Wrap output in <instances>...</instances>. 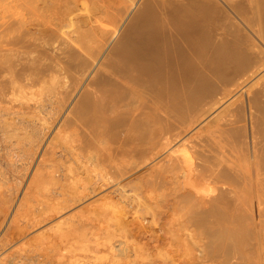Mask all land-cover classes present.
<instances>
[{
  "label": "bare ground",
  "instance_id": "6f19581e",
  "mask_svg": "<svg viewBox=\"0 0 264 264\" xmlns=\"http://www.w3.org/2000/svg\"><path fill=\"white\" fill-rule=\"evenodd\" d=\"M246 4L247 9L244 10L239 0H0V153L6 155V160H2L0 156L1 187L6 184L8 186L11 181L2 169V161L5 166L14 168H18V163L20 166L27 165V160L40 144L45 130L49 128L46 127L47 124L51 125L53 116L66 104L71 94L68 90L81 89V93L64 117L72 116L77 128L97 133L94 138L96 145L104 143L101 134L114 133L117 128L124 126L129 132L124 151L131 159H135L133 165L138 166L142 159L146 160L153 155L156 122L154 119L159 121L160 118L166 122V119L174 118L177 121L187 116L185 113H188L186 111L190 106H194L201 99V102H204L205 95L212 92L210 95L213 96H209L215 98L214 85L218 82L224 84L230 80V84L232 83L230 70L232 74L233 68H242L247 72L256 62L255 57L253 63L251 55L248 56L252 60L249 64V58L246 56L248 51L244 52L246 55L239 52V42L243 37L244 40L247 37L239 33L251 32V35L256 34L261 43H264V32L261 34V28H264V0H247ZM136 5L137 8L134 9ZM133 9L135 11H132ZM240 10L248 14L251 12L252 17L255 15V21L252 22H255L256 28H253V23H247L246 14L241 15ZM130 12L133 14L128 19ZM238 26L242 28L239 29ZM256 46L258 48L261 44ZM259 50L261 53L264 51ZM258 54L260 53H257V58ZM249 65L251 66L248 67ZM254 69L253 72H247L248 75L255 76ZM244 71L241 74L239 72L240 77L238 75V80L242 79L239 80L241 83L245 80L243 76L247 74L243 73ZM225 73L229 74V78L223 75ZM236 75L234 74L235 77ZM245 77L248 79V76ZM238 80L236 78L233 82ZM239 81L236 82L237 88L241 85ZM223 84L225 89L230 86L228 83ZM251 85L254 87L255 84ZM218 86L217 89L222 91V86ZM250 87L249 85L248 88ZM250 89L247 90L250 92ZM231 90L230 88L229 91ZM260 91L264 90H259L250 97L251 93L246 99L249 122L242 116L245 120L241 122L245 121L244 124L231 130L234 141L229 142L231 149H227L228 152L223 148L228 145L219 141L216 131L215 135L212 132L211 134L217 137V147L212 146L215 141L210 144V141L214 140L213 136L212 139L206 138L209 142L203 140V145L199 141V145L193 144H197L196 147L190 146L193 150L201 145L197 148L198 151H187L189 166L193 162L202 161L200 169L203 168V173H198L200 169H197V163H194L193 167L197 164L195 172L203 175L201 179H205L209 193L205 208L201 207L203 202L188 203L189 220L211 240L221 242L220 247L216 246L215 250L221 248V253L229 260L239 259L241 264H252L255 258L258 260L257 256H252L248 247L251 246L254 250L252 244L256 241L251 240V237L256 236V222L264 215V94ZM67 93H70L68 97ZM221 93L220 96L224 97ZM154 94L162 105H159V102L154 104V101H158L154 100ZM226 94L230 93L227 91ZM258 94H261L260 97ZM52 95L54 98L59 96L55 99L56 106L52 107L50 104L45 108L43 103L51 101ZM210 97H205V100ZM23 101H30L31 104L34 102L37 113L30 112L31 118L29 114V118L25 117L27 113L22 108ZM213 101H208L212 102L208 107L209 111L213 103H216ZM3 102L9 107H3ZM199 104L203 103L196 104V108L197 105L200 107ZM155 105L160 108L156 109ZM240 107L238 108L242 110L245 106ZM169 109L172 110L169 112L174 111V114L169 113ZM201 109V113L197 112L198 110L196 112L202 114ZM155 110H159L161 115H155ZM245 111L243 114H246ZM231 112L232 114L227 116L228 119L232 118V121L227 120L229 123H233L234 111ZM222 113H217V116ZM154 115L158 119L154 118ZM192 117L194 120V114ZM240 118H237L236 122L240 123ZM221 127L223 126H219L220 131ZM222 131L221 133H224ZM211 134L206 136H212ZM228 136L227 139L230 138ZM54 183L55 176H48L43 189L51 188ZM7 186L5 188H10ZM1 192L4 196V191ZM13 192L14 189L12 195ZM9 195L11 194H5L4 197L9 199ZM44 206L45 210L48 208L50 211H44V215L46 212L47 215L56 213L54 206H51L52 212L50 205ZM136 212H141V209L137 207ZM252 220L255 221L253 224L256 230L251 226ZM81 240V245L87 242L84 234H81ZM250 240L254 243H250ZM256 254L258 255V252ZM251 258H254L253 261ZM115 261L118 262L116 259Z\"/></svg>",
  "mask_w": 264,
  "mask_h": 264
},
{
  "label": "rangeland",
  "instance_id": "374dc122",
  "mask_svg": "<svg viewBox=\"0 0 264 264\" xmlns=\"http://www.w3.org/2000/svg\"><path fill=\"white\" fill-rule=\"evenodd\" d=\"M246 1L239 0V2H242L244 10L247 9ZM136 8L137 5L134 9ZM134 9L132 11H135ZM241 13L243 16L246 14L247 23L250 22L251 25L255 23L252 22L255 21V15L252 17L250 15L251 12L250 14ZM132 14L133 12H130L128 19ZM248 16L251 18H248ZM254 25L253 28H256V24ZM238 27L239 29L242 28V26ZM122 29L123 27L120 28L110 46ZM261 30L262 34L264 28H261ZM248 32L250 31L248 30ZM250 33H247V31L239 33L247 37L245 40L243 37L242 41L239 42V45H242L241 47L245 50L243 51L239 45V48H237L241 53L248 51V53L245 52L248 55L243 54L247 58L252 55L253 63L256 61L252 65L255 66L256 64L257 66L255 67L260 70L258 69L256 73L257 69L249 65L248 67L251 66L252 68L250 69L252 70L247 69L249 70L247 72H253L254 69L257 75L255 73V76L252 74L248 75L241 68L244 71L243 73H247L244 76L242 73L241 77H244L243 80L245 79V82L241 83L239 80L242 79L238 80L242 72L241 69L234 70L233 68L232 72L234 71L235 75L238 72L236 77L231 73V70L229 72L230 75L223 74L226 78L230 77L232 81L231 84L230 80L224 83L225 85L227 83L230 85L229 87L226 86L228 90L222 86L223 83L218 82L214 85L216 86V91H213L215 93V98L212 97L213 100L216 101V95H218V99L221 92V95L223 94L224 96H220V99L217 100L218 102L213 103V105L216 104L214 105L215 107L211 104L214 109L210 107L209 111L208 108L210 103H212L208 101H213L210 97L213 96L210 95L211 92L210 96L205 95V97H210V99L205 100V97H203L204 102H201L203 99L198 102L203 103L199 104L200 107L197 105L196 108L198 103L194 106L191 105V108L186 111L188 113H185V115L188 114L184 116L185 118L181 117L177 121L174 118H170L166 119V122L164 119L159 118L160 122L154 119L156 121L154 122V156L151 155L146 160H144L145 158L142 159L138 166L133 165L135 159H131L124 151L127 146L126 138L129 133L127 129L123 128L124 126L117 128L114 133L101 134L100 136L103 137L104 143L99 146L94 142L97 133L77 128L72 116L64 117L68 108L81 93V89L68 90L71 94L67 93V97L70 95L66 104L59 108V112L53 116L51 125L47 124L46 127L49 128L45 130V135H43L44 137L40 144L35 147L33 155L27 160V165L20 166L21 164L18 163V168H14L5 166L4 161L1 163L3 171L11 178V183L9 182L8 186L6 184L3 187L0 184V261H3L0 264H241V261H238L239 259L229 260L226 255L221 253V248L220 250H215L216 246L220 247L221 242L211 240L202 230L196 227V224L189 220L190 206L188 207V203L200 204L203 202L201 207L205 208L209 193L207 192L205 179H201L203 175L198 174L199 172L203 173V168L200 169L202 161L193 162L189 166L187 163V151L188 149L191 150L193 146L196 147L197 144L193 145L194 143L199 145V141L201 145L205 144L204 141H208L206 138L212 139L216 133L219 136V141L229 146L234 141L231 130L236 126L243 125L245 121H241L244 118H247L246 122H249V108L246 99L251 93L250 97L253 96V93L264 90V85H262L264 83V79H262L264 78L262 76L264 75V71H262L264 70V67H262L264 66V59H261L264 58L262 57L264 56L262 54L264 51L261 53L259 50H264V47H262L264 43H261L256 34L251 35L252 33ZM248 36L250 37L248 38ZM256 45L260 48L258 47V49ZM253 52L255 53L252 54ZM257 53L262 54V56L258 54L257 58ZM251 59L249 58V64L252 62ZM261 64L262 66L260 67ZM243 68L246 69L247 66ZM259 71L261 72L259 73ZM245 76H248V79ZM225 77L221 78L224 80ZM234 78L235 80L237 78L241 84L238 85L239 89L236 85L238 81L233 82L235 81ZM250 79L252 80L250 81ZM251 84H255L254 87ZM249 85L251 89L248 88ZM217 86L218 88L222 86V91L217 89ZM239 86H242V88L240 89ZM230 88L232 93L229 91ZM242 89L243 91H241ZM247 89H250V92ZM59 90L62 91L61 89ZM217 90L220 92L218 93ZM227 91L231 95H227ZM260 92L264 94V91ZM247 93L249 94L247 95ZM260 95L258 94L259 97ZM51 97V101L47 100L43 103L45 108L50 104L52 107L56 106L55 99L59 96L57 95L54 98L52 95ZM154 97V100H158L155 94ZM238 99L242 102L244 99L243 104L238 102ZM157 102L159 100L154 101V104H158ZM31 103L30 101H23L22 108L27 113L25 114L26 118L28 114L29 117H32L30 112L31 114L37 113V109L33 106L34 102L33 104ZM205 103L208 104L205 105ZM159 105H155L156 109L160 108ZM201 105H204V107ZM2 106L9 107L7 104ZM243 106H245V109L242 108ZM201 107L205 108L204 111ZM238 107L242 108V110ZM237 108L240 112L234 110ZM200 109L203 112V116L197 113ZM243 110H246V114H243ZM155 111V115L161 113L159 110L156 111L157 113ZM169 111L172 110L169 109ZM231 111H234V116L232 115L233 123L236 122L237 118L241 117L240 123L236 122L238 124L235 123V125L231 122L232 118L228 119L230 114H232ZM242 111L243 113H241ZM220 112L223 113L219 115ZM169 113L174 114V111ZM217 113H219L218 116ZM155 115L154 118L157 117ZM242 116L245 117L242 119ZM186 117H189V119H186ZM227 120H231V123ZM161 121L165 124L161 123ZM224 121L228 125H225L226 122ZM205 124L207 127H205ZM229 124L235 126L232 127ZM218 125L223 126L221 131L223 129L222 132L224 133H221ZM226 126L229 127L227 128ZM173 127L177 128L174 129ZM178 128L179 130H177ZM215 128L219 129L218 132ZM208 134L212 136H206ZM220 134L223 136L225 134L229 135L230 141H228L229 139H227L226 135L224 136L226 138L223 139L224 137ZM213 138L214 140H211L210 144L215 143L212 146L217 147L215 141L217 137L214 136ZM223 143L221 144L224 146ZM227 147H223L224 151L231 149V145L229 148ZM197 148H193L191 151ZM0 156L2 160H6L5 154L0 153ZM194 163H197L198 167L196 165L193 167ZM192 167L195 169L197 167L198 170L202 171L199 170L198 173L195 172L197 169L191 171ZM48 176H55V183L50 186L51 188L45 190L43 185ZM5 186H10V188L7 189ZM11 188L15 192H13V195ZM5 190L11 191V193L7 191L6 193ZM1 191H4V196L5 194H11L8 196L9 199L4 197ZM177 196H181L179 197L180 199ZM183 198L188 202L182 200ZM1 199L6 200L3 201ZM44 202L46 203L44 204ZM44 205H47V207L50 205V210L51 206H54L56 213L54 214L51 210L53 215L51 213L47 215L49 210L48 208L45 210ZM137 207H139V210L141 209V212H136ZM39 210H43V212ZM44 211H47L46 215H44ZM36 212L38 213L36 214ZM39 213H42V215ZM262 216H260V221L256 222V226L253 224L255 221H251L253 230L257 229V234H254L258 239L255 236L254 238L251 237V240L254 239L258 243L255 242L256 246L254 241L250 240V243H254V245L252 244L254 250L251 249V246L248 248H250L252 256H257L258 260L253 258L255 264H264V220H262L264 217ZM251 226L249 227L250 229H252ZM254 226L257 228L255 229ZM80 233L86 237L87 242L84 245H86L87 249L84 247L85 251H82L84 250V245H81ZM256 252H258V255ZM254 263L252 262V264Z\"/></svg>",
  "mask_w": 264,
  "mask_h": 264
}]
</instances>
